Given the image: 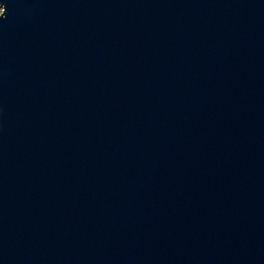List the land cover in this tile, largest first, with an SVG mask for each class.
I'll return each instance as SVG.
<instances>
[{"label": "water", "instance_id": "1", "mask_svg": "<svg viewBox=\"0 0 264 264\" xmlns=\"http://www.w3.org/2000/svg\"><path fill=\"white\" fill-rule=\"evenodd\" d=\"M0 6V264H264V0Z\"/></svg>", "mask_w": 264, "mask_h": 264}, {"label": "built area", "instance_id": "2", "mask_svg": "<svg viewBox=\"0 0 264 264\" xmlns=\"http://www.w3.org/2000/svg\"><path fill=\"white\" fill-rule=\"evenodd\" d=\"M2 10H3V7L0 6V13L2 12Z\"/></svg>", "mask_w": 264, "mask_h": 264}]
</instances>
